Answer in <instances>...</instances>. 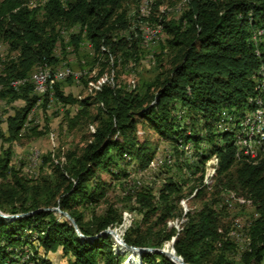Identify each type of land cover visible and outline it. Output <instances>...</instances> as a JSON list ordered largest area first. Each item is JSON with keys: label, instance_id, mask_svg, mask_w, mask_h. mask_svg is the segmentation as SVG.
<instances>
[{"label": "trees", "instance_id": "trees-1", "mask_svg": "<svg viewBox=\"0 0 264 264\" xmlns=\"http://www.w3.org/2000/svg\"><path fill=\"white\" fill-rule=\"evenodd\" d=\"M35 1L44 5L30 8V0H0V43L18 52L15 59L4 63L0 73L4 87L0 98L24 101L6 117V133L0 129V139L6 144L0 148V212L22 214L14 219L0 216V264H53L47 255L59 249L67 264H121L122 253L129 255L128 262L136 260L135 250L118 246L119 252H115L110 235L91 240L80 237L61 212L45 208L58 207L67 212L86 237L121 224V214L112 204L107 203L105 212L91 213L87 219L85 209L107 202L111 184L102 179L103 172L112 179H124L130 171L121 166L123 160L139 171L156 157L148 143L138 144V125L152 129L178 155L184 153L180 147L192 143L197 160L193 164L178 162L185 176L181 180L167 176L158 190L148 185L131 193L134 209L142 216L139 223L126 228L124 242L135 247L163 248L179 262L176 252L188 264H264V144L250 155L235 147L239 146L240 122L257 110L258 99L264 106V89L257 88L264 78V0H186L177 16L150 17L166 35L160 48L167 51L169 67L132 89L108 82L101 84L93 96L78 99L64 94L60 82L54 81L56 100L79 106L72 122L89 117L95 127L81 151L68 153L64 161L44 154L42 162L48 164L50 172L38 180L20 174L11 161L13 143L19 139L39 96L28 81L16 88L10 82L25 81L36 66L47 68L59 63L54 53L60 37L58 26L78 24L79 31L71 33L67 43L61 39V45L77 51L87 40L96 54L95 61L109 53L138 62L144 40L143 30H130L126 5L131 0ZM260 29L263 33L255 43L252 37ZM156 61L154 64L160 67ZM47 70L53 77L56 70ZM247 98L251 104H247ZM47 103L45 95L41 107ZM91 105L96 109L92 116L88 110ZM180 110L183 114L178 118ZM226 110L236 112V128L216 132L220 116L228 114ZM30 129L42 133L35 131V126ZM211 156L218 158V165L209 198L196 211L185 213L178 231L168 228L167 220L182 215L178 204L185 196L183 185L190 175L200 172L194 178L198 184L190 190H195L196 196L206 195L203 166ZM184 166L187 171H183ZM232 192L253 209L249 242L238 261L231 258L235 248L227 237L228 229L219 231L218 216L225 211L224 201ZM216 201L221 202L214 208ZM145 225L146 232L142 229ZM172 238L175 240L171 245L167 241ZM25 250L28 257L22 259ZM140 260L141 264H175L153 252L142 253Z\"/></svg>", "mask_w": 264, "mask_h": 264}, {"label": "rangeland", "instance_id": "rangeland-1", "mask_svg": "<svg viewBox=\"0 0 264 264\" xmlns=\"http://www.w3.org/2000/svg\"><path fill=\"white\" fill-rule=\"evenodd\" d=\"M144 1H148V3L146 4ZM185 1L186 0H131V2L126 5L128 8L126 12L129 19L130 30L137 27L140 31L143 30L144 37H150L149 40L145 39L143 42L144 52L140 53L138 62H134L131 58H127L122 54L114 56L109 53L106 54V58L100 60L97 58L95 61L96 54L86 44V42H88L87 40H83V45H81V48L77 51L72 50L68 45L66 48H63L61 39L67 43L70 34L79 31L80 26L75 24L69 27H57L60 37L56 43L54 53L60 61L54 67L47 66V68L50 70H58L57 68H59L60 74H62L64 78L59 79L57 82H60V87L64 94H71L78 99L86 96H93L101 84L108 82L111 84L116 83L121 86L125 85L132 89L143 80L154 77L159 70L169 67L167 51L160 48V45H163L165 41L166 35L161 32L157 21L150 19V17L160 18L162 14L167 18L177 16L185 7ZM43 5L44 4L41 2L30 0V8H41ZM126 32L127 31L124 33ZM156 54L158 56H156ZM17 55L18 52L12 50L10 46L8 47L5 42L0 43V73L4 71V63L15 59ZM157 57L158 61H156ZM154 61H156L157 64L159 63L160 67L156 66ZM101 62L103 64H101ZM38 68L39 67L36 66L29 73L30 77L23 82L26 83V81H28L27 83H32L33 93L37 96L41 93L37 92L32 78ZM84 69L86 73L83 74L80 79L75 80L72 77L73 73ZM101 70L103 71L100 75L99 72ZM20 86L17 88L18 90ZM249 98H247V104H251L249 103ZM42 102L43 97H41L40 101L37 100L36 104L30 110L24 127L21 130V135L12 146V166L18 169L20 174L26 175L33 180H38L41 175L50 172L48 164H43L42 162V156L44 154L50 153L51 158L64 161L68 153L81 151V148L91 138V133L94 131L95 127L94 123L89 122V117H81L78 118L77 121L72 122V117L75 116L79 109L77 104L63 105L58 100L53 99V101L47 103L45 108H42ZM23 105L24 101L20 99L11 100L0 98V129L3 133H6L7 129L6 117ZM245 106L247 105L245 104ZM88 110L91 116L96 112L95 107L92 105L88 107ZM227 113V115L220 116L216 132H222L224 129L234 130V128H236V124L239 121L237 120L238 117L236 112L228 110ZM178 114V118H181L183 111H178ZM223 117L225 120H223ZM32 126H35V131L42 133H34L30 129ZM137 129L136 137L138 144L148 143L155 149L156 157L153 158L146 169L139 171L133 170L135 168L133 163L125 165V160H123L124 162H121V166L124 168L126 167L125 169L130 171V175L124 179H112L110 175L103 172L101 174L102 179L111 184L107 194V202L94 205L92 209H85L86 219L91 213L101 214L105 212L107 203L112 204L118 209L122 217V223L115 228H110L114 229L116 233L112 235L108 234L113 241V250L115 252H119L117 248L121 246L119 239L123 242L122 236L126 228L139 223L142 216V213H140L138 209H134V207H136L134 203L135 199L132 197L130 198V196H132L131 193L133 194L136 190H140L143 186L148 185H154V190H158L156 188H159L161 183L164 182V178L167 176H172L173 178L181 180V178L185 176L182 175L178 162L185 161L188 164H193L194 161L197 160L192 143H187L183 147H180L181 150H184V153L183 156L181 154L178 155L174 153L171 145L160 139L152 129L141 125H138ZM5 145L6 144L3 145L2 139H0V148ZM205 145L204 143L203 147L207 148ZM159 155L162 156L161 163L159 165L154 164V162L159 159ZM124 156L127 155L124 154ZM217 165L218 158L211 156L203 166L202 182L203 185H207V193L205 196H196L195 190H190L191 186L198 184L199 180H194V178H198L200 172L194 176L190 175L186 184L183 185L185 196L183 199L179 200L178 204V207L182 210V215L167 220L166 225L168 228H175L178 231L185 220V213H188V211H196L201 207L203 202L209 198L212 191V178L215 174ZM183 171H187L186 166L183 167ZM203 185L201 184L199 187ZM220 202L221 201H216L212 206L217 208L216 206H219ZM224 202L226 203L225 211L221 212L218 216L220 224L219 231L222 232L225 228L228 229L227 237L233 242L235 248L231 258L238 261L245 249V244L249 242L248 228L251 222L249 217L253 209L248 201L236 195L234 192L229 193ZM52 208L56 207L45 209ZM62 215L67 218L64 214ZM147 227L148 225L142 227L144 232H146ZM113 236H115V238ZM167 242L171 243V241ZM122 254L124 260L121 264H141L139 256L135 257L136 260L134 262H128L129 255L126 253ZM47 256L51 259L53 264H67V258L60 249L55 253H49ZM24 257H28L27 250H25V254L22 255V259Z\"/></svg>", "mask_w": 264, "mask_h": 264}, {"label": "bare ground", "instance_id": "bare-ground-1", "mask_svg": "<svg viewBox=\"0 0 264 264\" xmlns=\"http://www.w3.org/2000/svg\"><path fill=\"white\" fill-rule=\"evenodd\" d=\"M145 3L147 4L148 1H146ZM262 33L263 32L260 29V30H258L257 33H255L253 35L252 39L255 43L258 40V38H257L258 35H261ZM145 39L149 40L150 37L149 36L144 37V33H143V40H145ZM57 69L58 70L55 71V73L52 77L51 76L52 73L50 74V72L47 70L45 65H44V67L38 68V70L35 72V74L33 75V78H32L33 83L35 85V88L37 89V92H39L41 94L48 93V89L51 86H53L54 81H59V79L64 78V76L62 74H60L59 68H57ZM261 71H264L263 68H261ZM85 73H86L85 69L81 70L79 72L73 73V74H78V76L75 80L80 79V77L83 76V74H85ZM39 74H41L42 77H38L37 75H39ZM23 82H24V80H22V79L12 81V82H10V86H12L13 88H16L18 85L22 84ZM1 88H4V87H3V85L0 84V89ZM257 88L258 89L260 88V91H262L264 89V78H261V80L258 81ZM257 103H258V108H256L257 110H255V112L253 111L254 112L253 115L250 118H245L240 122L239 130H238L239 134L237 136V144L239 146H240L241 142H243L244 136H246V143H252V150L262 148V146L264 144V106H263V100L258 99ZM249 115H251V114H249ZM241 136H243V137H241ZM240 148L243 150L244 154L250 155V153L252 152L250 149H247V146H240ZM113 237L115 238V236H113ZM119 242H120L122 248H124L125 250H134V249H129L128 247H126L123 244V242L120 241V239H119ZM166 255H168L170 259H173L171 254L167 253ZM175 257H176V255H175ZM174 261L177 262L176 260H174ZM177 263H180V261Z\"/></svg>", "mask_w": 264, "mask_h": 264}, {"label": "water", "instance_id": "water-1", "mask_svg": "<svg viewBox=\"0 0 264 264\" xmlns=\"http://www.w3.org/2000/svg\"><path fill=\"white\" fill-rule=\"evenodd\" d=\"M45 210H55V211H57V212H61V213L64 214L65 216H67V219H68V220L71 222V224L74 226V228H75L76 232L79 234V236H80V237H83V238H85V239H90V240H91V239H93V238L98 237V235H106V234H111V235H112V234L116 233V231H115L114 229L107 228L106 230H104V231H102V232H99L97 235H95V236H93V237H86V236L82 235V234L79 232V230H78V228H77V226H76V223H75L74 219H73L72 217H70V215H69L67 212H64V211L59 210L58 207H56V208H52V209H45ZM20 215H22V214H5V213L0 212V216H1V217H5V218H8V219H14V218H16V217H18V216H20ZM117 234H118V233H117ZM122 240H123V239H122ZM174 240H175V238H173V239L171 240V244L174 243ZM123 244H124L126 247H128L129 249H134V250H136V251H137V256H139V258H140V256H141V254L144 253V252H153V253L163 254V255L167 256V255H166L167 253L163 250V248L135 247V246H131V245L126 244V243L124 242V240H123ZM174 252H175V251H174ZM175 253H176V252H175ZM175 255H176V258L180 259V263L175 262L173 259H170L168 256H167V257H168L173 263H175V264H188V263L184 262V260L182 259L181 256H179V255H177V254H175ZM127 261H128V260H127Z\"/></svg>", "mask_w": 264, "mask_h": 264}, {"label": "built area", "instance_id": "built-area-1", "mask_svg": "<svg viewBox=\"0 0 264 264\" xmlns=\"http://www.w3.org/2000/svg\"><path fill=\"white\" fill-rule=\"evenodd\" d=\"M38 77H42L41 74L37 75ZM78 76V74H72V77L74 79H76ZM45 95L48 97V103L53 101V99H56L55 96L53 95V86H51L49 89H48V93H44V94H39V98H38V101L41 100V97H45ZM240 146H247V149H250L251 151L252 150V143H246V136H244L243 138V142H241ZM240 146H235V147H240ZM161 155H159V159H157V161L154 162V164H160L161 163ZM235 238V237H234ZM26 258V257H24Z\"/></svg>", "mask_w": 264, "mask_h": 264}]
</instances>
